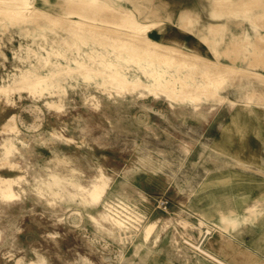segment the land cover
I'll list each match as a JSON object with an SVG mask.
<instances>
[{
    "label": "rangeland",
    "instance_id": "374dc122",
    "mask_svg": "<svg viewBox=\"0 0 264 264\" xmlns=\"http://www.w3.org/2000/svg\"><path fill=\"white\" fill-rule=\"evenodd\" d=\"M105 1V16L79 12L88 21L67 16L76 5L64 0L0 6V139L14 130L25 143L11 156L0 146V178L12 180V196L0 197V264H218L202 251L224 264H264V60L250 67L239 55L243 30L264 32V9L256 0ZM128 10L146 22L157 12L151 40L199 53L204 69L216 60L218 69L230 66V79L239 75L226 78L219 99L191 100L118 95L77 76L63 82L59 102L17 80L30 71L58 76L93 45L100 23L119 31L107 37L129 38L123 28L135 32L141 22L127 20ZM183 10L196 24L223 23L208 46L177 26ZM36 175L61 196L33 187ZM99 175L106 186L87 203L79 189ZM113 211L127 226L99 216ZM152 221L145 241L141 229Z\"/></svg>",
    "mask_w": 264,
    "mask_h": 264
},
{
    "label": "bare ground",
    "instance_id": "6f19581e",
    "mask_svg": "<svg viewBox=\"0 0 264 264\" xmlns=\"http://www.w3.org/2000/svg\"><path fill=\"white\" fill-rule=\"evenodd\" d=\"M256 1L257 4L262 6V8L264 9V0ZM64 2L65 4H69L70 6L76 5L75 12L73 11L65 14L67 16H73L80 21L89 20V18L82 16L81 13H79L81 11L86 12L85 10H87L91 14L93 11L96 12V10L101 9L98 12L99 15L105 16L107 9L110 7L109 3H107L105 0H64ZM28 4L29 0H0V6L14 5L18 7L28 6ZM93 6H96L97 9ZM241 8L244 14L247 13L248 10L245 6H242ZM233 10H235V8H232V11ZM222 12L223 11L217 13V15L222 14ZM98 13L96 14L98 15ZM155 14H157L155 10H150L148 13L150 20L146 22L138 19L137 16L132 12V10H128L126 13L127 20L134 21V25H136L139 21L141 22V25H139V27L137 28L138 31L132 32L130 29H127V27L123 28V31H125V34H127L126 36L129 38H121L122 36L120 34L115 35L116 33H119L117 29L111 30V27L108 24L100 23L102 24V27L100 28L101 33L99 32L100 35L97 37V39H95L93 45L89 49L83 51L82 54L79 55V57L75 58L72 61L71 64L60 66L65 69L61 71L58 76L53 74L51 75L50 73H52V71H49L45 74V76L36 77L37 75L35 71H30L18 74L17 80L19 82H24L23 86L32 91H47L49 95L53 96V99L56 98V100H58L59 102H61L66 96V87L64 85H68V82H65L66 84H64L63 82L68 77L71 78L77 76H81L85 82L92 81L97 88H102L106 91L112 90L115 94L118 95L129 94L139 96L142 95L143 92H147L149 94H152L153 96H164L166 98L172 95L178 96L182 94L184 96L182 97V100H191L193 99L192 96L199 97L200 95H202L204 98L219 99L221 97L219 94L221 90V84L226 80L227 77L229 78V76L231 75L230 66H223V70L218 69V67L215 66L216 60H211V62H213L210 64L211 66H205L206 69L211 68L210 71H207L206 69L199 66V64H197L199 63V61L203 60L201 59L199 53L193 51H185L181 48H177L172 44H162L157 41L151 40L148 36V33L156 30L160 23L159 21L155 20ZM145 18L146 16L141 17V19ZM121 19L126 18L123 17ZM185 20H187V23H183V21ZM196 22L197 21L194 19L190 11L183 10L177 20V26L179 27L180 25H183L181 27L183 28L185 33L193 34L197 38L199 43L203 45L205 44L206 46H208L207 40L211 36L218 34L223 27V23L213 21H207L206 23L202 24H196ZM213 24H219L220 26H216ZM72 29L77 30L76 27H72ZM0 31H2V26L0 27ZM108 33H115L114 36H118L119 38H113L112 35H108L112 37H107ZM177 33H179V31ZM261 38H264V32L259 31L254 26H250V28L243 30V34L241 37L242 46L239 55L241 56V59L245 60L250 67H255V65H257L254 63L257 60L258 56L261 55V57L258 58L259 60L262 59V62L264 60L262 58L263 55L259 54L260 51H262L264 54V50H260L259 47ZM208 48L210 49V45ZM210 50L211 52H213V49ZM25 55L26 56H24L23 58H28L27 54ZM234 60L237 59L235 58ZM261 61L259 62V64L261 63ZM74 69L79 70H77L73 74ZM233 72V74H235V71ZM236 73L239 75L237 71ZM235 75H232V78L235 79ZM244 75L245 74H243V76ZM259 75L261 74L256 73L255 76L258 77ZM237 77L238 76H236V78ZM251 84L253 83L250 82V85ZM6 87L7 85L0 87V91L3 94L7 92ZM190 89L194 91V93L188 94V90ZM0 140V146L3 150V154L7 156L19 154V152H21L20 150L25 146L23 139L19 137V132L14 130H2V136ZM18 144H20V147L18 146ZM38 177L39 176L37 175L33 177V187H39V189L41 190L49 189L51 194L59 197L61 196L59 190H54L53 187L47 183L48 179H42L41 183L39 182L36 184L35 180ZM10 181L12 180L9 178H0V197L9 198L12 196V192L10 190ZM105 186L106 182L103 180V176L99 175L91 183V186L89 188L81 187L79 191L82 193V195L84 194V196H87L89 198L84 200L85 202L94 204L100 199L102 195V192L100 191ZM109 208L112 207H110L109 205L108 209ZM99 214V216L103 220H106L113 226H119V228L122 226H127V221H125L124 219L127 217H121L120 212L113 211V215L112 213L108 215L106 212H101ZM138 227L140 226L138 225ZM156 227V221L149 222L142 227L141 234L143 235V239L145 241L148 240V238H151V235L155 232ZM202 253H204L214 262L218 264H224L222 261L215 259L212 255H209L206 252L202 251Z\"/></svg>",
    "mask_w": 264,
    "mask_h": 264
},
{
    "label": "built area",
    "instance_id": "2783aa9c",
    "mask_svg": "<svg viewBox=\"0 0 264 264\" xmlns=\"http://www.w3.org/2000/svg\"><path fill=\"white\" fill-rule=\"evenodd\" d=\"M119 212H121V211H119ZM120 215H121V217L123 216L122 213H120Z\"/></svg>",
    "mask_w": 264,
    "mask_h": 264
}]
</instances>
